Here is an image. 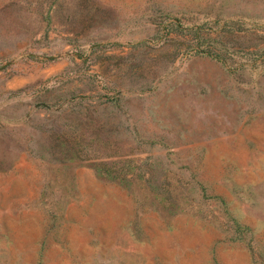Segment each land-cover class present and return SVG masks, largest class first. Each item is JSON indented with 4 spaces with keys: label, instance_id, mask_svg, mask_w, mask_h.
I'll use <instances>...</instances> for the list:
<instances>
[{
    "label": "rangeland",
    "instance_id": "1",
    "mask_svg": "<svg viewBox=\"0 0 264 264\" xmlns=\"http://www.w3.org/2000/svg\"><path fill=\"white\" fill-rule=\"evenodd\" d=\"M0 264H264V0H0Z\"/></svg>",
    "mask_w": 264,
    "mask_h": 264
},
{
    "label": "trees",
    "instance_id": "2",
    "mask_svg": "<svg viewBox=\"0 0 264 264\" xmlns=\"http://www.w3.org/2000/svg\"><path fill=\"white\" fill-rule=\"evenodd\" d=\"M191 34H193V41L196 43L195 46L190 50L194 54H202V55H212L215 59H218L222 62H225L223 58L219 55H214L213 52H210L209 49L205 50V44L208 42V36L202 34V31L200 28H195L189 31Z\"/></svg>",
    "mask_w": 264,
    "mask_h": 264
}]
</instances>
